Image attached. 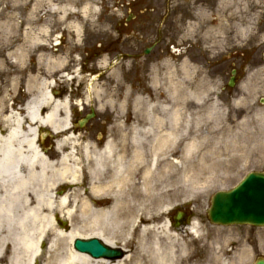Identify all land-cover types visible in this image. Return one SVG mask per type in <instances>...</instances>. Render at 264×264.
<instances>
[{
    "label": "rangeland",
    "instance_id": "obj_1",
    "mask_svg": "<svg viewBox=\"0 0 264 264\" xmlns=\"http://www.w3.org/2000/svg\"><path fill=\"white\" fill-rule=\"evenodd\" d=\"M233 71L235 86L229 87ZM51 90L70 103L80 194L91 188L80 150L79 122L87 114L97 115L87 130L105 129L103 117L112 120L110 139L121 142L116 152L132 161L128 118L138 129L149 124L148 116L166 121L165 129L148 136L152 142L155 134L171 131L168 117L181 108L179 136L153 172L152 155L162 151L153 146L145 168L142 161L136 177L134 172L135 213H146L158 226L177 211L191 217L188 226L171 227L177 240L159 234L163 245L185 246L177 264H254L264 258V228L218 227L207 219L215 193L264 172V0H0V128L6 132L25 118L27 107L48 101ZM41 135L44 149L58 160V137L49 129ZM227 137L239 148L237 163L224 151ZM194 140L205 144L189 153L185 146ZM143 173L150 189L138 196ZM71 187H61L55 197ZM135 244L126 248L132 257Z\"/></svg>",
    "mask_w": 264,
    "mask_h": 264
},
{
    "label": "bare ground",
    "instance_id": "obj_2",
    "mask_svg": "<svg viewBox=\"0 0 264 264\" xmlns=\"http://www.w3.org/2000/svg\"><path fill=\"white\" fill-rule=\"evenodd\" d=\"M47 100L40 106L27 107L25 118L18 117L6 132L0 128V264H5L8 251L10 257L6 264H38L42 258L40 264H140L139 261L146 257L148 264H177V253H183L185 246L163 245L159 234L166 233L165 239L169 241L177 240L179 236L170 232L168 221L158 226L152 224L153 218L146 213L141 216L135 213L134 198L130 197L135 190L130 187L135 186L134 172L136 177L138 163L143 161L145 168L147 149L153 146L162 150L152 155L150 171L153 172L158 157L167 152L179 136L178 130L183 124L180 118L184 117L182 109L169 115L171 131L155 134L152 142L148 136L160 128L165 129L166 121L148 116L145 120L149 124L138 129L133 124L134 118H128L127 122L134 127V133L127 134L128 143L130 137L134 140H131L134 147L132 161H126L116 152L117 143L113 140L102 149L90 141L83 143L80 150L84 154V168L90 167L91 188L80 194L81 168L76 156L79 144L71 131L70 103L60 101L52 94ZM5 123L9 126L10 122ZM43 129H49L58 137V160L43 147ZM120 140H125V135L122 134ZM204 144L194 140L185 149L191 153ZM238 150L227 137L224 151L235 163L240 161L236 156ZM222 169L226 168L217 170ZM107 172L110 179L105 181ZM147 180L143 173L138 196L150 189ZM65 185L73 188L55 197L54 193ZM192 233L197 234L195 230ZM49 237L54 239L42 250ZM78 238H98L112 248L121 242L125 255L115 261L93 259L73 248V242ZM132 242L136 243L133 257L126 251Z\"/></svg>",
    "mask_w": 264,
    "mask_h": 264
},
{
    "label": "water",
    "instance_id": "obj_3",
    "mask_svg": "<svg viewBox=\"0 0 264 264\" xmlns=\"http://www.w3.org/2000/svg\"><path fill=\"white\" fill-rule=\"evenodd\" d=\"M235 73L233 72V75ZM230 86H234V78ZM261 103L264 104V98ZM182 216L183 214L179 213L176 220L180 221ZM209 219L213 224L220 226L264 227V172L250 173L230 191L216 193L209 210ZM75 249L95 259L117 260L123 257L119 249L106 246L96 238L87 241L77 239ZM255 264H264V259H259Z\"/></svg>",
    "mask_w": 264,
    "mask_h": 264
},
{
    "label": "flooded vegetation",
    "instance_id": "obj_4",
    "mask_svg": "<svg viewBox=\"0 0 264 264\" xmlns=\"http://www.w3.org/2000/svg\"><path fill=\"white\" fill-rule=\"evenodd\" d=\"M106 128H108V126ZM112 133L113 132L105 129L87 130L82 133V137L87 139L86 141H89L90 139V141L97 144L98 147L103 148V146L108 142L107 139Z\"/></svg>",
    "mask_w": 264,
    "mask_h": 264
},
{
    "label": "trees",
    "instance_id": "obj_5",
    "mask_svg": "<svg viewBox=\"0 0 264 264\" xmlns=\"http://www.w3.org/2000/svg\"><path fill=\"white\" fill-rule=\"evenodd\" d=\"M140 3V2H139Z\"/></svg>",
    "mask_w": 264,
    "mask_h": 264
}]
</instances>
